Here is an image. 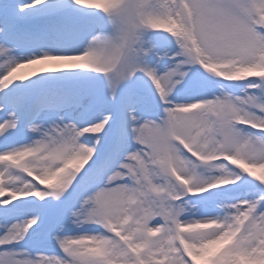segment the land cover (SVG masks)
Wrapping results in <instances>:
<instances>
[{
  "label": "snow or ice",
  "instance_id": "6c2138e0",
  "mask_svg": "<svg viewBox=\"0 0 264 264\" xmlns=\"http://www.w3.org/2000/svg\"><path fill=\"white\" fill-rule=\"evenodd\" d=\"M0 264H264V0H0Z\"/></svg>",
  "mask_w": 264,
  "mask_h": 264
},
{
  "label": "bare ground",
  "instance_id": "6f19581e",
  "mask_svg": "<svg viewBox=\"0 0 264 264\" xmlns=\"http://www.w3.org/2000/svg\"><path fill=\"white\" fill-rule=\"evenodd\" d=\"M24 71H27V69H25Z\"/></svg>",
  "mask_w": 264,
  "mask_h": 264
}]
</instances>
